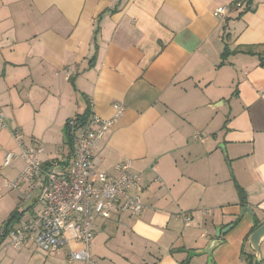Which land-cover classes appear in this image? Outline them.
<instances>
[{"label":"crops","instance_id":"obj_1","mask_svg":"<svg viewBox=\"0 0 264 264\" xmlns=\"http://www.w3.org/2000/svg\"><path fill=\"white\" fill-rule=\"evenodd\" d=\"M117 102L96 165L117 175L131 159L148 209L95 216V260L264 264V241L259 262L249 242L264 224V0H0V264H66L78 247L12 245L11 216L16 228L43 209L7 186L26 166L4 165L20 151L12 130L41 141L47 161L70 154V118H112ZM230 224L211 261L190 257Z\"/></svg>","mask_w":264,"mask_h":264},{"label":"built area","instance_id":"obj_2","mask_svg":"<svg viewBox=\"0 0 264 264\" xmlns=\"http://www.w3.org/2000/svg\"><path fill=\"white\" fill-rule=\"evenodd\" d=\"M243 5L237 1L232 8L220 6L215 14L225 16ZM114 108L116 114L112 118L93 111L84 120L80 116L70 118L67 121L70 154L47 161L42 159L45 150L41 141L25 144L21 130H12L20 151H7L4 165L22 158L26 166L16 179L7 181V186L19 190L22 201L36 197L43 204L40 213L10 230L13 246L33 242L45 252L55 253L71 242L78 247L68 249L66 264H99L92 253L95 216L109 219L114 213L140 214L148 209L136 193L141 178L131 159L114 166L117 175L97 168L94 153L124 105L117 102ZM0 126L7 127L1 108ZM179 216L191 220L187 212Z\"/></svg>","mask_w":264,"mask_h":264},{"label":"water","instance_id":"obj_3","mask_svg":"<svg viewBox=\"0 0 264 264\" xmlns=\"http://www.w3.org/2000/svg\"><path fill=\"white\" fill-rule=\"evenodd\" d=\"M246 212H249L251 215H254L255 212L253 209L249 206H243L241 210V215H244ZM233 227V224L228 225L227 227L221 229L218 228L216 231V238L212 239L209 244L200 250L197 251H190L189 255L190 257L195 256V255H204L208 254L209 255V261L212 260V255L213 251L223 243V240L220 238L222 234L227 232ZM264 241V224L260 225L254 232L251 233L249 237V242L255 251V257L257 261H261V244Z\"/></svg>","mask_w":264,"mask_h":264},{"label":"trees","instance_id":"obj_4","mask_svg":"<svg viewBox=\"0 0 264 264\" xmlns=\"http://www.w3.org/2000/svg\"><path fill=\"white\" fill-rule=\"evenodd\" d=\"M248 50H249V51H252L251 48H249ZM89 115H90V110L87 111V112H86L85 114H83V115H77V116H78V117L80 116V117L83 118V120H84V119H87ZM67 134H68V133H67ZM68 137H69V143H70L71 137H70L69 134H68ZM243 202H245V201L243 200ZM17 215H18V213L15 212V213L11 216V218L6 222V224H5V230H6L7 232H9V231L13 228L11 225H13V221H14V219L16 218ZM237 221H238V219H236L233 223L235 224ZM250 258H251V260L248 262V264H253V261H254V255L251 254ZM250 258H249V259H250ZM249 259H248V260H249Z\"/></svg>","mask_w":264,"mask_h":264}]
</instances>
